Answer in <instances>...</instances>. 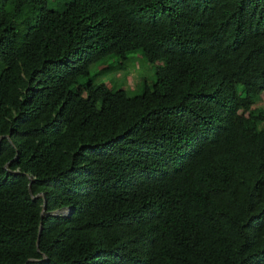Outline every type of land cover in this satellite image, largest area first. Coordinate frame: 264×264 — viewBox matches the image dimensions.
Returning <instances> with one entry per match:
<instances>
[{
	"label": "trees",
	"instance_id": "1",
	"mask_svg": "<svg viewBox=\"0 0 264 264\" xmlns=\"http://www.w3.org/2000/svg\"><path fill=\"white\" fill-rule=\"evenodd\" d=\"M48 3L0 0V264H264V0Z\"/></svg>",
	"mask_w": 264,
	"mask_h": 264
},
{
	"label": "rangeland",
	"instance_id": "2",
	"mask_svg": "<svg viewBox=\"0 0 264 264\" xmlns=\"http://www.w3.org/2000/svg\"><path fill=\"white\" fill-rule=\"evenodd\" d=\"M49 2V7H56L57 0ZM122 62L119 63L113 56H106L88 67V77L93 82H101L109 88L122 89L127 95L137 94L144 85H151L157 62H148L140 49L129 52ZM86 78L87 76H82L80 81ZM254 106L264 109V93H261Z\"/></svg>",
	"mask_w": 264,
	"mask_h": 264
},
{
	"label": "water",
	"instance_id": "3",
	"mask_svg": "<svg viewBox=\"0 0 264 264\" xmlns=\"http://www.w3.org/2000/svg\"><path fill=\"white\" fill-rule=\"evenodd\" d=\"M29 184H30V182L27 183V187H28V192H29V194H31V192H30V190H29ZM39 195L42 197V206H41V210H40V216H42V215L44 214V204H45V200H44V197H43L42 193H36V194L32 195V198H36V197H38ZM57 212H59V211H54L53 213H57ZM61 212H62V213H67V212H68V209H67L66 211H61ZM39 226H40V223H39V225H38V228H39ZM43 257H44V256H43ZM32 260H33V259H31V258L28 259V261H32Z\"/></svg>",
	"mask_w": 264,
	"mask_h": 264
}]
</instances>
